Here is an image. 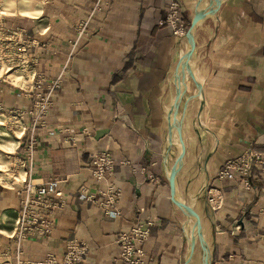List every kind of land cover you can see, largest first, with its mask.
<instances>
[{
    "label": "crops",
    "instance_id": "1",
    "mask_svg": "<svg viewBox=\"0 0 264 264\" xmlns=\"http://www.w3.org/2000/svg\"><path fill=\"white\" fill-rule=\"evenodd\" d=\"M13 1L16 12L6 22L21 26L34 40V79L58 80L22 177L58 179L62 192L50 234L22 240L21 264L60 256L73 239L87 245L81 264H126L117 258V237L137 219L153 222L143 244L146 264H184L194 227L170 197L168 173L180 148L168 142L167 110L174 70L187 43L159 23L168 0ZM175 1L186 30L196 10L211 4ZM81 22L83 35L76 27ZM193 36L191 59L201 99L192 100L185 113L181 103L178 110L185 154L176 197L198 213L210 264H264V170L250 169L248 188L240 178L217 177L228 158L246 150L264 152V0H220ZM34 98L0 82V101L7 108H29ZM23 122L28 127L30 117ZM98 150L110 152L115 165L95 181L89 165ZM109 184L118 191L121 207L115 218L102 215L98 202L78 198L82 188L93 193ZM210 186L222 196L217 209L208 202ZM18 189L0 184L1 264H17L10 235ZM196 249L202 256L196 245L193 257Z\"/></svg>",
    "mask_w": 264,
    "mask_h": 264
},
{
    "label": "built area",
    "instance_id": "2",
    "mask_svg": "<svg viewBox=\"0 0 264 264\" xmlns=\"http://www.w3.org/2000/svg\"><path fill=\"white\" fill-rule=\"evenodd\" d=\"M165 17L159 20L160 24L168 25L174 35L183 37L186 33L185 24L180 17V5L175 0H168L165 9ZM77 33L85 34L84 23L78 24ZM7 46H9L10 56L4 63L5 73L16 74L19 71L25 72L29 80L25 86L7 81L10 86L24 90L32 94L35 98L29 108H7L0 101V141L3 142L8 136L19 131L17 144L14 153L1 151L0 156L5 155L19 163L21 167L32 162L33 153L37 145L35 137L36 127L40 123L43 115L47 112L50 100L48 94L58 85V80L44 82L42 79H34L33 68L37 63V56L32 52L34 45L32 40L22 27L8 30L5 34ZM6 82V81H5ZM25 88V89H24ZM42 91H47L45 95ZM29 116L31 123L27 127L23 119ZM27 131L29 132L28 134ZM1 148V147H0ZM128 164V161H122ZM115 165L113 155L106 150L96 151L90 160L89 172L95 181H100L112 173ZM264 170V152L246 150L236 157L228 158L222 168L217 173L220 179L234 180L240 178L246 188L249 187L247 177L252 167ZM136 167H133V170ZM60 180L52 179L45 182H38L31 178L23 179L22 182L12 180L11 186L18 185L17 195L19 196L18 215L14 224L10 238L16 248V262L21 264L19 252L22 240L28 236H47L52 228V216L56 208L62 205V192L58 185ZM118 191L112 184L106 190L89 193L86 188H82L78 193V198L98 202L102 215L115 218L120 215V205L116 196ZM208 202L212 209H217L222 204L220 192L210 186L207 189ZM153 224L150 221L137 219L127 231H121L117 237L118 253L117 258L126 264H146V254L143 244L149 236V227ZM87 254V245L78 240L67 242L65 250L60 256L47 254L41 259L29 261L28 264H81ZM7 255V253H6Z\"/></svg>",
    "mask_w": 264,
    "mask_h": 264
},
{
    "label": "water",
    "instance_id": "3",
    "mask_svg": "<svg viewBox=\"0 0 264 264\" xmlns=\"http://www.w3.org/2000/svg\"><path fill=\"white\" fill-rule=\"evenodd\" d=\"M209 8L202 9V10H196L194 17L191 20L189 28L186 30L185 33V39L187 43V50L185 51L184 55L180 58L175 70H174V77L178 76V69L180 68L181 71H183L184 68H186L189 72L190 77L194 81L195 85L197 86L199 92L201 91V85L198 83L193 76V73L190 69L189 61L192 56V52L194 50V36H193V30L202 19H204L206 16L211 15L215 12V8L220 4V0H211L210 1ZM180 101H181V91L178 89L175 93V97L173 102L171 103V106L174 109L173 117H170V114L168 112L167 119H168V142L169 144H172V132L173 130H176V133L178 135V141H179V148L180 151L177 154L170 170L168 173V185L170 190V197L173 204L180 209L188 218H192L194 220V229L192 230L189 238H188V252L187 257L184 261V264H190L196 245H199L202 256H201V264H210L209 262V256H208V249L206 242L204 240L203 234H202V226L201 221L198 213L194 210V208L183 201L179 200L176 197V187H175V179L176 176L181 169L182 166V159L185 154V145L182 138V121L178 120L175 116L178 112V109L180 107ZM185 110V107H183V111Z\"/></svg>",
    "mask_w": 264,
    "mask_h": 264
},
{
    "label": "rangeland",
    "instance_id": "4",
    "mask_svg": "<svg viewBox=\"0 0 264 264\" xmlns=\"http://www.w3.org/2000/svg\"><path fill=\"white\" fill-rule=\"evenodd\" d=\"M27 4V3H26ZM16 12V3L13 0H0V82L10 81L15 84L24 86L26 81L29 79V76H25V72H18L12 75H6L4 63L6 59L10 56L9 46L6 44L5 34L8 30L14 29L16 27H21L18 25H8L6 22L7 15L10 13ZM28 78V79H27ZM14 79V80H13ZM21 82V83H20ZM186 92L183 95L182 101L184 98L188 97L189 88L186 87ZM191 97V96H190ZM182 103V102H181ZM191 103H193L191 101ZM17 144V140L11 135L5 138V140L0 141V149L14 153V148ZM23 171L22 167L19 163L13 161L12 158H7L5 155L0 156V184L6 187H10L12 184V180L15 182H22L23 177L19 175V173ZM24 174V171H23ZM191 264H201V253L199 249H196V253L192 258ZM1 264V263H0ZM6 264V263H3Z\"/></svg>",
    "mask_w": 264,
    "mask_h": 264
},
{
    "label": "bare ground",
    "instance_id": "5",
    "mask_svg": "<svg viewBox=\"0 0 264 264\" xmlns=\"http://www.w3.org/2000/svg\"><path fill=\"white\" fill-rule=\"evenodd\" d=\"M187 45V44H186ZM184 54V53H183ZM183 56V55H182ZM189 65H190V69H191V71H192V73H193V76H194V79H195V75H196V67H195V65H193V60L192 59H190V61H189ZM10 75H12V74H10ZM184 75V77H183V79L181 80V81H177V77L178 76H183ZM13 76V75H12ZM178 76L177 77H174V75H173V77H172V82H173V84H174V96H173V98H172V100H171V102H170V104H169V107H168V110H167V114H168V112H169V114H170V117L172 118L173 117V112H174V109H173V107L171 106V103L173 102V100H174V97H175V93H176V91L179 89L180 91H181V101H182V98H183V95H184V92H185V86H184V84L186 83L187 85H188V88H189V90L191 91V97L190 96H188V97H186L185 99H183V101H182V103H181V101H180V103H181V105H182V111H183V107H185V110L183 111L184 113H185V111H186V109L188 108V105H189V103L192 101V100H194V99H201V92H199V90H198V88H197V86L195 85V83H194V81L192 80V78L190 77V75H189V72H188V70L186 69V68H184L183 69V71H181V69L179 68L178 69ZM28 79V78H27ZM14 80V79H13ZM29 80V79H28ZM27 80V81H28ZM196 80V79H195ZM26 81V82H27ZM197 81V80H196ZM21 83V82H20ZM23 84H21V86H22ZM24 86H25V84H24ZM199 103V102H198ZM197 102H196V105L198 104ZM198 106V105H197ZM199 109V108H198ZM179 110V109H178ZM201 114V113H200ZM184 115V114H183ZM200 116V115H199ZM178 120H180L181 119V121L183 120V116H182V118H181V115L177 112V114H176V116H175ZM200 119V118H199ZM18 134H19V131L18 132H16V133H14V135H12L14 138H15V140H17V136H18ZM172 141L173 142H175V143H177V145L178 146H180V144H179V141H178V135H177V133H176V130H173V132H172ZM1 151H4V150H1ZM6 153H10V152H7V151H5ZM21 166V165H20ZM19 175H20V177L21 176H23V171H21L20 173H19ZM24 179V178H23ZM23 181V180H22ZM188 221L189 222H191L192 223V225H193V227H194V220L192 219V218H188ZM194 229V228H193ZM192 232V231H191ZM191 232H190V234H191Z\"/></svg>",
    "mask_w": 264,
    "mask_h": 264
}]
</instances>
